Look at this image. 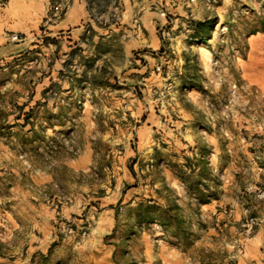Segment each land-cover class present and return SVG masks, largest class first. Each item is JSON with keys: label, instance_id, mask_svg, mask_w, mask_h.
<instances>
[{"label": "rangeland", "instance_id": "1", "mask_svg": "<svg viewBox=\"0 0 264 264\" xmlns=\"http://www.w3.org/2000/svg\"><path fill=\"white\" fill-rule=\"evenodd\" d=\"M92 9L150 45L0 61V264H264V0Z\"/></svg>", "mask_w": 264, "mask_h": 264}, {"label": "crops", "instance_id": "2", "mask_svg": "<svg viewBox=\"0 0 264 264\" xmlns=\"http://www.w3.org/2000/svg\"><path fill=\"white\" fill-rule=\"evenodd\" d=\"M57 0H0V61L17 53L44 46L51 42L65 48V58L72 57L77 48L93 51L98 58L110 60L114 53L120 59L127 58L138 49L150 45L142 25L152 16L132 15L116 26L109 20L94 21V8H101L104 0H67L59 18H50L49 13ZM88 22L92 23L89 29ZM148 33L153 29L148 26ZM92 31V35L90 34ZM8 33H18L21 41L12 42ZM79 51V49H78ZM87 56V55H86Z\"/></svg>", "mask_w": 264, "mask_h": 264}, {"label": "built area", "instance_id": "3", "mask_svg": "<svg viewBox=\"0 0 264 264\" xmlns=\"http://www.w3.org/2000/svg\"><path fill=\"white\" fill-rule=\"evenodd\" d=\"M65 8V4L63 2H57L53 5V7L50 10V18H59ZM7 39L12 42H19L21 41V36L18 33H8L6 35Z\"/></svg>", "mask_w": 264, "mask_h": 264}, {"label": "trees", "instance_id": "4", "mask_svg": "<svg viewBox=\"0 0 264 264\" xmlns=\"http://www.w3.org/2000/svg\"><path fill=\"white\" fill-rule=\"evenodd\" d=\"M197 25H200V23L197 24ZM210 27H211V25H209V26L207 27V30H206V31H208V29H209ZM175 206H176V208H178L177 205H175ZM149 218L154 219V217H149V214H148V213L142 214L141 217H140V219H141L142 221H144V220H149Z\"/></svg>", "mask_w": 264, "mask_h": 264}]
</instances>
